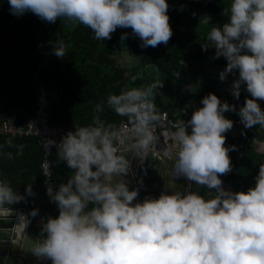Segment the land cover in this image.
Returning <instances> with one entry per match:
<instances>
[{
  "label": "clouds",
  "instance_id": "obj_1",
  "mask_svg": "<svg viewBox=\"0 0 264 264\" xmlns=\"http://www.w3.org/2000/svg\"><path fill=\"white\" fill-rule=\"evenodd\" d=\"M10 12L19 16L31 12L42 21L59 18L78 22L94 33L97 40H109L119 28H131L141 48L167 44L172 36L166 0H8ZM228 22L212 27L207 41L215 49L214 59L224 57L220 73L238 72L232 95L239 98L241 85L251 98L238 109L244 128H264V111L257 100H264V0H231ZM127 33L121 36L125 39ZM52 43L53 53L66 54L63 40ZM208 43L201 45L207 50ZM135 79V78H133ZM161 82L127 87L110 94L95 106L92 123L75 128L55 146L57 162L63 161L72 175L46 193L58 208V216L41 218V231L35 240L23 235L38 209L18 216L12 229L19 231L20 243L37 258L51 264H264V164L254 177L255 186L246 192L222 187L220 176L232 170L224 133L233 122L223 113L236 111L209 93L195 108L188 121L179 120L175 131L164 133L170 142L162 157L156 129L160 115L154 103V90ZM107 108L126 117L127 129H117L100 118ZM190 128L189 133L187 129ZM23 145L18 147L22 154ZM141 161L151 154L173 160L171 177L214 189L210 199L187 189L182 194L161 192L158 198L145 197L133 203L138 190H129L123 179L130 171L125 154ZM9 153V159H11ZM51 175L49 171V176ZM172 185V180L168 181ZM27 195H33L26 185ZM25 197L0 180V217L12 214L8 205Z\"/></svg>",
  "mask_w": 264,
  "mask_h": 264
},
{
  "label": "trees",
  "instance_id": "obj_2",
  "mask_svg": "<svg viewBox=\"0 0 264 264\" xmlns=\"http://www.w3.org/2000/svg\"><path fill=\"white\" fill-rule=\"evenodd\" d=\"M194 1L198 0H176V3L175 0H166L172 30L170 40L166 45L141 48L142 41L133 35L131 28L118 27L111 39L97 40L91 29L78 22L59 18L55 23H48L31 12L16 16L11 14L8 0H0V120L14 114L17 122L23 123L34 113L41 87L48 102L50 124L85 126L92 123L95 106L105 102L110 94H119L126 86H148L158 81L162 83V87L154 90L158 112L164 110L172 119L178 116L187 119L186 114L190 112L182 114V102L173 105L171 99V103L166 99L163 105L162 92L168 78L182 77L184 67L190 66L193 72L203 74L205 78L203 86L195 93L213 94L214 85L220 79V73L215 70L227 64L224 57L213 58L215 49L207 41L209 32L201 27L194 14ZM230 3L231 0L204 1L203 16L212 27H222L228 22ZM125 33L127 36L122 40ZM58 39L66 46L63 58L52 51L51 42ZM205 43L209 47L202 50L201 45ZM123 49L133 55L129 69L118 62ZM211 71L215 72L212 77L207 75ZM231 75L238 78V72ZM244 89L245 85H241V91ZM241 91L236 111L223 113L233 122V128L224 133V146H235V150L230 148L228 152L232 170L220 179L230 186L232 192H246L254 187V177L259 166L264 164V151L246 149L260 126L244 128L240 122L238 109L246 97L251 98L249 93ZM227 93L230 95L232 89H227ZM260 107L264 111V102ZM99 115L115 127L120 122L128 123L126 117L118 116L106 104ZM61 137L53 140L58 142ZM20 145H23L22 154H18ZM40 160L41 150L36 137L0 134V180H6L15 192L25 197L23 201L8 206L18 207L27 216L32 209L43 208L55 218L59 214L58 208L53 209L44 194ZM57 160L56 148L52 146L49 161L54 190L66 182L73 171L65 162ZM28 184L33 195L25 192ZM212 190L203 186L201 193L208 195Z\"/></svg>",
  "mask_w": 264,
  "mask_h": 264
},
{
  "label": "water",
  "instance_id": "obj_3",
  "mask_svg": "<svg viewBox=\"0 0 264 264\" xmlns=\"http://www.w3.org/2000/svg\"><path fill=\"white\" fill-rule=\"evenodd\" d=\"M188 132L190 133L191 129ZM169 143L164 142L161 147L157 148L159 157L164 155ZM159 157L149 154L141 161L131 152L125 154V158L130 161V171L123 179L129 182V190L137 189L139 193L133 203L142 202L145 197L158 198L161 192L172 194L175 191H180L184 194L186 189L203 196L201 193L203 186L194 181H188L182 176L171 177L169 173L174 161ZM169 180H172V185H169ZM8 207L12 209V214L7 218L0 217V264H51V260L37 258L20 243H15L19 238V231H12L18 223L15 215H25V213L19 208ZM23 235H27L32 240L38 237L27 227L24 229Z\"/></svg>",
  "mask_w": 264,
  "mask_h": 264
},
{
  "label": "built area",
  "instance_id": "obj_4",
  "mask_svg": "<svg viewBox=\"0 0 264 264\" xmlns=\"http://www.w3.org/2000/svg\"><path fill=\"white\" fill-rule=\"evenodd\" d=\"M123 54V53H122ZM121 58V56L119 57ZM121 65V63H119ZM125 67V66H123ZM126 68V67H125ZM128 69V68H127ZM36 107L34 113L27 117L23 123H19L16 120L14 114L9 115L6 119L0 120V134L9 135L11 137H21V136H34L38 139V143L41 150V160L39 163L40 172L43 176L42 186L45 196L48 199L49 203L53 204V209L56 208L54 202L50 201L49 196L46 193L47 187L52 185L51 175L49 176V171L51 173L49 153L51 147L48 148L49 140H53L57 137L65 135L69 131H74L75 128L80 126H63L61 124H50L48 122V102L45 98L43 89L40 87L36 96ZM264 100H257V103L260 105ZM202 107V105L197 106L196 108ZM193 112V111H192ZM192 112L189 115L191 118ZM160 122L156 129L157 134L160 136V139L164 142L166 137L164 135L165 131L169 128H173V125L176 123L170 116L167 115L166 111L162 110L159 112ZM130 127L128 123L120 122L116 128L127 129ZM54 189V188H53Z\"/></svg>",
  "mask_w": 264,
  "mask_h": 264
},
{
  "label": "rangeland",
  "instance_id": "obj_5",
  "mask_svg": "<svg viewBox=\"0 0 264 264\" xmlns=\"http://www.w3.org/2000/svg\"><path fill=\"white\" fill-rule=\"evenodd\" d=\"M205 0H198L194 1L195 6L193 8L194 14L197 17V19L200 22V25L202 28H204L207 32H210L212 26L208 22V20L203 16V4ZM176 3V0H175ZM230 5V4H229ZM228 5V7H229ZM192 28L194 26L191 25ZM123 54L121 55V58L118 59V62L121 63L122 66H125L126 68L131 67V61L133 59V55L131 53L129 54L126 49H123ZM225 69V66H222L215 71L221 73ZM138 71H141L140 68ZM214 71L208 72V76H214ZM210 74V75H209ZM177 75L179 76L180 73L177 71ZM204 75L199 74L197 72H193L190 66H185L183 69V76L174 78H168L167 80V86L166 89L162 92L163 97V105L166 102V99L168 102H170V99L172 100V104L176 103V105L179 103L182 104L181 107H183L182 114L191 113L197 106L202 105L201 100L204 96V92L202 93H195V90H200L201 87L204 84ZM237 78L232 77L231 73L226 74V78L222 81L219 79L216 84L214 85V95H216L219 100L222 103H228L231 106H234L237 104L238 99L235 98L232 93L228 95L227 89H232L233 82ZM231 87V88H228ZM172 94L171 96L169 95ZM241 93H247L246 90H242ZM248 94V93H247ZM219 95V96H218ZM171 103V102H170ZM174 105V104H173ZM230 112V111H228ZM227 113V112H225ZM258 133V132H257ZM257 133L254 134L253 138L250 143L248 144V148L246 149H253L252 145L255 139H259L257 136H259ZM262 135V134H261ZM263 141H264V137ZM262 148V151H264V144H261L260 146ZM224 186H226V190L229 188V185L222 182Z\"/></svg>",
  "mask_w": 264,
  "mask_h": 264
},
{
  "label": "crops",
  "instance_id": "obj_6",
  "mask_svg": "<svg viewBox=\"0 0 264 264\" xmlns=\"http://www.w3.org/2000/svg\"><path fill=\"white\" fill-rule=\"evenodd\" d=\"M187 115V119H182V117L180 116H178V117H176L175 119H173L175 122H177V121H179V120H183V121H188L189 120V115H190V113L189 114H186ZM173 130H175L174 129V127L172 128H169L168 130H166L165 132H167V131H173ZM187 131H190V128H188L187 129ZM258 132V133H257ZM256 133L259 135V136H257L259 139H255V141L253 142V145H252V150H254V151H258V152H262V148L260 147L261 146V144H264V141H263V138L262 137H264V128H259V129H257V131H256ZM262 134V135H261ZM253 138H255V137H253ZM252 138V139H253ZM164 143V141L163 140H161L160 139V142L158 143V145H157V148H159V147H161L162 146V144ZM165 143L167 144V143H169L168 141H165ZM251 149V148H250ZM223 182V181H222ZM223 184V183H222ZM222 187L226 190V186H224V185H222ZM227 190H230V186H229V188L227 189ZM215 190L213 189L212 191H210V192H214ZM208 196H210L211 197V195L208 193ZM15 208H18V207H15ZM21 210V209H20ZM21 211H23V210H21ZM24 212V211H23ZM25 213V212H24ZM26 215V214H25ZM18 216L19 215H15V219L18 221ZM49 216V214H48V212H46L45 210H43V208H40L39 209V211H38V214H37V216H35V217H32V218H30L31 219V222H30V224L27 226V229L29 230V231H31L32 233H34V234H36V235H39L40 234V231H41V218H47ZM26 217H27V215H26Z\"/></svg>",
  "mask_w": 264,
  "mask_h": 264
},
{
  "label": "flooded vegetation",
  "instance_id": "obj_7",
  "mask_svg": "<svg viewBox=\"0 0 264 264\" xmlns=\"http://www.w3.org/2000/svg\"><path fill=\"white\" fill-rule=\"evenodd\" d=\"M203 197H204V198H206V197H207V199H210V198H211L210 196H208V195H205V194L203 195Z\"/></svg>",
  "mask_w": 264,
  "mask_h": 264
}]
</instances>
